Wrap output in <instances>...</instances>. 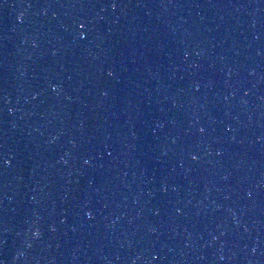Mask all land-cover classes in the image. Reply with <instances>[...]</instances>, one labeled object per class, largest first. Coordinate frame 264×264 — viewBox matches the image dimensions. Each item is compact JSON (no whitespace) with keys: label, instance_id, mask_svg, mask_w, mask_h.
Segmentation results:
<instances>
[{"label":"water","instance_id":"obj_1","mask_svg":"<svg viewBox=\"0 0 264 264\" xmlns=\"http://www.w3.org/2000/svg\"><path fill=\"white\" fill-rule=\"evenodd\" d=\"M0 264H264V0H0Z\"/></svg>","mask_w":264,"mask_h":264}]
</instances>
